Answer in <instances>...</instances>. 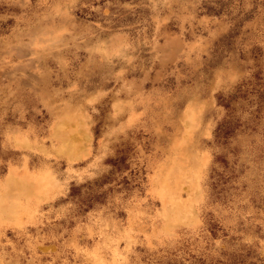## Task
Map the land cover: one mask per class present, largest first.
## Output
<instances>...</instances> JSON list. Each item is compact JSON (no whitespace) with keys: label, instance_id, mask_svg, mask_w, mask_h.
Listing matches in <instances>:
<instances>
[{"label":"rangeland","instance_id":"rangeland-1","mask_svg":"<svg viewBox=\"0 0 264 264\" xmlns=\"http://www.w3.org/2000/svg\"><path fill=\"white\" fill-rule=\"evenodd\" d=\"M0 264H264V0H0Z\"/></svg>","mask_w":264,"mask_h":264}]
</instances>
